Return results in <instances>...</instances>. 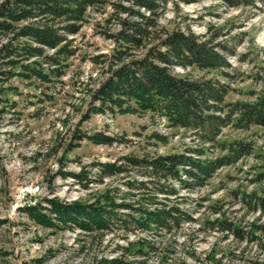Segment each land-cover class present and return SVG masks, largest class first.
<instances>
[{
  "label": "rangeland",
  "instance_id": "obj_1",
  "mask_svg": "<svg viewBox=\"0 0 264 264\" xmlns=\"http://www.w3.org/2000/svg\"><path fill=\"white\" fill-rule=\"evenodd\" d=\"M156 2L159 7L153 14L136 0H101L88 9L80 31L66 36L72 52L53 66L40 56L24 58L15 67L0 62V71L16 73L9 78L0 72V218L7 221L0 227V264H112L126 245L123 235L133 240L134 233L48 228L22 209L39 202L46 205L45 199L88 203L107 195L117 203L134 202L146 190L130 189L128 183L158 179L141 176V169L128 165L126 157L175 154L204 164L212 161L214 168L223 162L207 177H191L184 173L190 166H181L182 180H161L177 187L176 201L195 219L177 235H166L178 251L169 261L264 264V125L239 124L238 114L231 111L235 103L256 102L264 94V0L240 6L225 0ZM135 12L150 15L155 26L142 46L130 48L118 34L123 20L135 19ZM178 31L193 33L201 41L213 40L228 63L204 69L171 68L176 76L224 85L222 110L213 112L221 117L214 130L174 126L153 111L89 113L98 105L92 91L108 76L112 55L122 50L142 57ZM11 36L4 32L0 40ZM14 43L31 41L21 38ZM54 51L46 49L45 54ZM35 68L48 79L33 74ZM53 68L63 75L56 76ZM77 133H100L116 140L110 144L78 140ZM105 163L126 170L103 174L100 165ZM223 221L241 237L222 226ZM125 257V261L134 259ZM157 257L150 253L147 264H157Z\"/></svg>",
  "mask_w": 264,
  "mask_h": 264
},
{
  "label": "trees",
  "instance_id": "obj_2",
  "mask_svg": "<svg viewBox=\"0 0 264 264\" xmlns=\"http://www.w3.org/2000/svg\"><path fill=\"white\" fill-rule=\"evenodd\" d=\"M156 1L136 0V4L154 14L159 7ZM225 1L233 6L254 3V0ZM100 2L101 0H1L0 34L7 32L12 36L5 42L0 40V62L3 66L15 67L21 64L24 58L40 56L44 57V63L50 66L58 64L60 58L67 57L66 54L72 52L68 51L66 36L77 34L88 9ZM133 15L135 19L123 20L118 34L119 39L125 42L126 46H131L130 48L142 46L155 26L150 15L146 16L140 12ZM21 38H27L31 43H14ZM158 44L157 47H151L142 57H131L133 55H127V52L122 50L118 55H112L108 76L92 91L93 102L98 105H93L89 113H104L107 110L121 113L153 111L165 116L174 126L192 127L197 130L210 127L214 130L221 117L213 112L222 110L221 104L227 93L224 85L220 86L212 79L194 78L190 75L176 76L171 73V68L174 65L197 66L202 69L226 66L228 63L223 54L218 52V45L211 39L201 41L195 34L181 31L168 34ZM46 49L55 51L46 55ZM33 70V74L44 80L48 79V75L42 70ZM53 71H57L56 76L63 75L58 69L53 68ZM2 74L10 78L16 73L4 71ZM234 106L231 111L238 114L239 124L264 125V94L256 102H237ZM76 136L78 140L88 138L106 144L116 140L100 133H77ZM126 160L131 167L141 169V176L158 179L157 182L150 180L128 183L130 189L146 190V195L134 202L117 203L109 195L88 203L45 199L46 205L39 202L22 210L32 220L48 228H78L102 235L134 233L136 239L133 240L123 235L127 240L126 245L121 247V258L113 259L112 264H147L150 253L158 256L157 264H172L169 260H173L178 251L176 244L167 239L166 235H177L186 224L194 223L195 219L176 201L179 197L177 187L170 183H161V180H182L179 170L181 166H190L184 173L191 177H207L223 161L220 160L214 168L212 161L210 164H204L183 154L156 158L134 156L126 157ZM125 170L122 165L114 163L100 165L103 174L113 175ZM161 194L162 197H158ZM168 196L175 197L171 199ZM244 202L250 204L249 200ZM6 223L5 219L0 218V227ZM222 226L241 237L240 232L226 221L222 222ZM139 232L147 235L140 237L137 235ZM153 235L160 239L150 240ZM126 255L134 256L133 261H125L123 258H126ZM142 256L145 258L139 259Z\"/></svg>",
  "mask_w": 264,
  "mask_h": 264
}]
</instances>
